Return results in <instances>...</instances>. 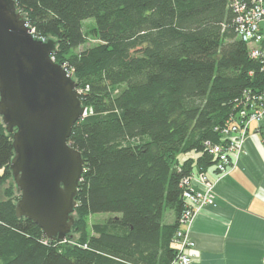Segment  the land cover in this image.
Wrapping results in <instances>:
<instances>
[{"label": "trees", "instance_id": "obj_1", "mask_svg": "<svg viewBox=\"0 0 264 264\" xmlns=\"http://www.w3.org/2000/svg\"><path fill=\"white\" fill-rule=\"evenodd\" d=\"M15 2L36 37L56 42L52 57L77 84L86 115L68 143L84 171L63 241L17 218L19 195L4 191L0 264H170L182 180L214 167L204 143L218 144L215 129L242 93L263 87L229 0ZM12 157L0 118V186L12 179ZM95 214L112 216L89 232Z\"/></svg>", "mask_w": 264, "mask_h": 264}, {"label": "water", "instance_id": "obj_2", "mask_svg": "<svg viewBox=\"0 0 264 264\" xmlns=\"http://www.w3.org/2000/svg\"><path fill=\"white\" fill-rule=\"evenodd\" d=\"M55 50L54 40L34 35L15 0H0V118L12 136L15 215L63 241L75 223L84 171L68 139L86 108L75 80L54 61Z\"/></svg>", "mask_w": 264, "mask_h": 264}, {"label": "crops", "instance_id": "obj_3", "mask_svg": "<svg viewBox=\"0 0 264 264\" xmlns=\"http://www.w3.org/2000/svg\"><path fill=\"white\" fill-rule=\"evenodd\" d=\"M213 202L188 229L190 264H264V132L251 131L224 174L205 172ZM193 188L201 189L194 183Z\"/></svg>", "mask_w": 264, "mask_h": 264}, {"label": "built area", "instance_id": "obj_4", "mask_svg": "<svg viewBox=\"0 0 264 264\" xmlns=\"http://www.w3.org/2000/svg\"><path fill=\"white\" fill-rule=\"evenodd\" d=\"M234 13V27L237 38L247 47L249 58L260 65L262 89L244 91L236 104V111L225 123L215 130L219 133L218 144L205 142L208 152L216 157L214 169L224 174L233 165L248 134L264 132V0H229ZM201 189L193 188L194 183ZM184 209L178 218L179 229L173 237L176 249L170 264H190L193 243L187 238V229L196 212L213 202L212 187L205 173L194 174L182 180Z\"/></svg>", "mask_w": 264, "mask_h": 264}, {"label": "rangeland", "instance_id": "obj_5", "mask_svg": "<svg viewBox=\"0 0 264 264\" xmlns=\"http://www.w3.org/2000/svg\"><path fill=\"white\" fill-rule=\"evenodd\" d=\"M87 22H90L91 24H93V20H87ZM184 158H185V156H183V155H179L178 156L179 161H182ZM195 174L198 175L199 173H195ZM208 182H211V181L208 179ZM10 185H12L14 187L13 193L15 195L17 194L16 188H15V185H14L12 179L11 180H8L6 183H4L2 186H0V200H4V197H5L4 196V191L7 188H9ZM111 216H112L111 214H95V215L89 216L88 219H87V231L90 232V230H91V228H92L93 225L100 224V223H104L105 220L107 218L111 217ZM75 219H76V216H75ZM171 221H172V216H167L166 222H171ZM73 236L75 238L77 237V235L75 233H73Z\"/></svg>", "mask_w": 264, "mask_h": 264}]
</instances>
